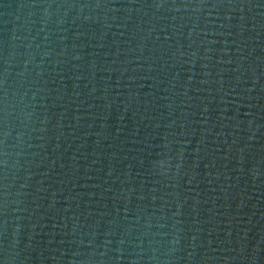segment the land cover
<instances>
[{"label":"water","instance_id":"95a60500","mask_svg":"<svg viewBox=\"0 0 264 264\" xmlns=\"http://www.w3.org/2000/svg\"><path fill=\"white\" fill-rule=\"evenodd\" d=\"M0 264H264V0H0Z\"/></svg>","mask_w":264,"mask_h":264}]
</instances>
